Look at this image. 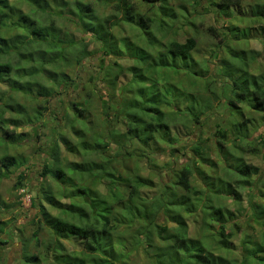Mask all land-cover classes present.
Listing matches in <instances>:
<instances>
[{
  "label": "trees",
  "instance_id": "16d2710c",
  "mask_svg": "<svg viewBox=\"0 0 264 264\" xmlns=\"http://www.w3.org/2000/svg\"><path fill=\"white\" fill-rule=\"evenodd\" d=\"M68 2L0 0V140L9 146H19L21 141L31 137V133H17L16 128L31 127L41 121L43 111L50 108L51 97L61 93L56 89L58 81L69 87L72 84L75 88L80 87L60 117L68 132L58 133L57 140L40 147L50 158V162L43 164L40 175L52 181L46 186L40 184L31 201L38 206L35 236L42 226L55 236V242L47 245L49 250L57 251L53 263L132 264L134 261L130 256L140 249L138 244L141 245L144 238L153 241L152 237L157 235L162 244L148 245L154 248L156 264H264V128L256 135L261 147L243 144V141L235 145L239 152L250 148L253 154L261 155L263 167L246 163L239 157L230 170L229 164H225V155L228 154L227 146L234 149V145L225 144L223 126L218 130L216 142L224 161L221 167L226 171L225 175L214 178L199 171L195 158L191 164L179 167L167 180L162 177L152 183L150 178L138 173L139 166L134 163L160 153L161 143L173 147L178 140L177 133L173 132L174 123L170 124L175 111H180V115L174 116L176 123L184 122L186 116H189L188 122L197 123L198 115L202 113L198 112L200 108L196 102H190L194 95L190 98L176 93L180 89L172 79V75L181 73L183 79L178 86L190 93L187 88L195 85L190 83L189 75L194 76L196 71L203 77L206 74L192 56L196 48L195 36L178 40L181 28L176 26V12L170 8V0H138L137 4L133 0H119L122 12L117 20L91 18L87 15V12L93 13L89 1L72 0V6L67 8L70 15L67 18H71L82 34L90 36L97 45L92 49L83 42L82 35L75 39L71 36L67 40L62 38L58 42L60 48L49 44L51 35L55 37L51 16H66L60 8L66 7ZM22 4L28 6L26 11ZM139 5L147 7L145 13L138 11ZM236 6H241V0L215 3L217 11L222 13ZM180 8L184 13L185 8ZM244 17H249L247 22L251 29L252 23L257 24L261 32L257 33L264 37V0L253 5L249 15ZM180 19L182 28L194 26L186 14ZM120 24L130 26L135 35L119 37L113 27ZM210 30L215 31L213 27ZM233 34L235 38L222 39L225 40L224 50L230 48L235 52L228 43L229 40L238 42L236 35L239 34ZM27 42L31 43L25 49ZM239 52L236 58L243 60L244 50ZM97 54L104 60L108 57V63L104 62L106 65L100 64L104 68L102 74L100 72L94 79L91 73L86 83L78 77V82L83 81L78 85L66 68L82 64L85 58ZM244 61L242 67L233 64L235 72H232L228 68L230 63L222 58L224 68L230 71L226 74L230 94L225 96V107L229 115L234 113L241 119L234 130L244 131L241 135L246 138L248 128L256 131L260 126L264 127V65L257 62L256 67L261 68L253 73L250 66L254 61ZM259 62L263 64L264 60ZM156 67L159 73L154 71ZM101 80L110 89L104 95L96 87L97 81ZM5 90L43 97L33 105L32 116L36 118L31 119L28 106L11 99L9 94L5 97ZM174 93L177 97L171 98ZM95 96L107 98L109 113L102 117L96 118L97 113L92 110ZM181 97L187 101L179 102ZM162 106L172 109V114H166L168 120L158 117ZM185 108L189 114L182 112ZM209 109L207 107L205 113ZM98 123L104 126L98 129ZM43 124L42 121L40 125ZM181 127L187 128L185 124ZM200 149L195 145L193 150L203 164L207 158L202 157ZM62 152L75 158H61ZM22 159L14 154H0V179L6 178L11 168L23 166ZM108 170L115 172V177L110 180L105 177ZM23 172L18 173V187L24 186L21 183ZM194 173L201 175L202 186L192 183ZM255 175L257 177L253 179ZM242 189L247 190V205L239 215L245 218L243 233L238 230V216L224 203L225 196H231L239 205L244 197ZM49 209L56 212L53 214ZM158 213L165 219L162 225L154 220ZM188 219L198 225V233L194 236L189 235ZM167 222L174 226L167 227ZM239 233L242 235L236 245L230 238ZM62 238L71 242L76 240L81 252L63 254ZM133 240L135 245L128 248L127 241ZM37 241L40 243L39 239ZM0 243L4 241L0 240ZM39 260V255L29 257L31 263L36 264Z\"/></svg>",
  "mask_w": 264,
  "mask_h": 264
},
{
  "label": "rangeland",
  "instance_id": "374dc122",
  "mask_svg": "<svg viewBox=\"0 0 264 264\" xmlns=\"http://www.w3.org/2000/svg\"><path fill=\"white\" fill-rule=\"evenodd\" d=\"M55 4H57L58 0H51ZM69 1L66 7H61L62 15L66 16H58L52 15V19H54V30L55 37L52 35L49 39V44L55 45L60 48L61 43H58L62 38H70V36L75 39L83 37V42L88 44V47L92 49L93 47L97 48V45L92 42L90 36L84 35L81 33L79 27H77L67 16L70 17L69 11L67 8L72 6V0ZM85 1V0H83ZM93 9V13L87 12V15L91 18L96 17L97 19H104L107 17H111V19L117 20L121 16V8L119 0H87ZM136 4L138 0H133ZM218 0H170V8L176 12L175 21L176 26L184 31H190L183 33L182 30H179V41L185 40V37L189 35H193L196 38V48L194 49L192 56L194 60L197 62L198 68H202L204 74L206 76H202L201 73L198 74L196 71L194 76L189 75V81L191 84L195 86L189 85L187 91L190 93H186L183 91L179 84L180 79H183V75L181 73H177L172 75L173 82H175L178 89L180 91L176 92L179 95H187L192 98L194 95V99H191L190 102H196L200 110L198 115V122L194 123L192 120L188 122V117H185V121H181L176 123L177 120L174 119V116L180 115L178 114L180 111H173L172 109L162 106L160 108V113L158 117H163L167 119L166 114H172L173 120L170 121V124L174 123L173 132L177 133L178 140L174 143L173 147L170 148L166 143H161V152L152 155H148L150 158L146 160H141L138 162H134L139 166L138 173L142 176L150 178L153 182L156 183L159 180H167L171 177V174L175 172L179 167L185 164H191L192 161L197 158L196 163H198L199 171H204L203 173L210 174L212 177H217L218 175H225L226 171L222 170L224 165V161L220 158V151L218 150L219 144L216 142L217 137H219L218 130L221 127H224L226 136L224 138L226 145H234V149L228 147V154L225 155L227 161L225 164H229L230 170L237 164V158L242 157V161L246 163H253L259 165V167H263V161L260 158L261 155H255L250 151V148L243 150V152H239L236 149L235 145H238L240 141H243V144L252 143L254 146L261 147V141L256 138V135L264 128L259 127L256 131L251 128H248L246 131V138H243L241 133L244 131L234 130V126L237 122H240V118L237 117L234 113L229 115L227 113L225 104V96H228L229 87L227 86V82L229 79L227 77L228 69L224 68L222 63V58L230 63L242 67L244 64V60H250L252 62L250 66V72L255 73V70L261 67H256L257 62L259 64L264 65V63H260V59L264 60V37H260V28L257 24L252 23V29L249 26L248 18L244 16L249 15V9L255 5L256 3H261L263 0H241V6L234 7V9H229L227 12L222 13L218 12L215 7V3ZM23 9L26 11L28 6L26 4H22ZM185 8V12L180 8ZM147 10L145 5H139L138 11L140 13H145ZM20 11V10H19ZM182 14H186L194 23V26H191L190 29H187L183 26V21H180ZM178 15V16H177ZM48 23V21H47ZM245 26V27H244ZM210 27H213L215 31H211ZM238 29H237V28ZM240 27V28H239ZM113 30L115 34L119 37L127 36L132 37L135 35L134 30L127 26L126 24H120L119 26H114ZM236 30V31H235ZM259 32V34L257 33ZM233 32H237L239 35H236L238 42L233 40V42L228 41L231 47L235 48V52H231L230 48L224 50V41L222 39L226 38H235ZM234 36V37H233ZM32 42V40H30ZM27 42L26 47L31 43ZM36 42V41H34ZM57 43V44H54ZM224 43V45H223ZM223 46V47H222ZM240 49L244 50V58L238 59V55L240 54ZM253 57L258 58L257 60L253 59ZM108 58V57H107ZM106 58V60H107ZM106 60L102 59L101 55L97 54L96 56L85 58L82 61V64L72 65L66 68V71L73 76L76 83L82 85L83 81H77V78L80 77L86 83V79L88 75L93 73V77L95 79L97 74H102L103 67L100 64L106 65ZM112 60V59H110ZM127 60V59H124ZM106 62V63H104ZM123 64H128L129 62L121 61ZM103 65V66H104ZM228 67L232 72H235V68ZM256 67V68H255ZM156 73H159L160 70L156 67L154 69ZM196 74V75H195ZM230 74V71L228 72ZM45 81H47L45 79ZM56 84V89L60 91L58 95H54L51 97L49 102V107L47 110L43 111L41 121L35 123L33 126L29 127L28 125H22V127L16 128L17 133H31V137L29 139L23 140L18 144L10 145L0 140V154L8 153L14 154L17 157L23 158L22 163L23 166H18L11 168L8 176L6 178L0 179V240L4 241V243H0V264H35L29 261V257L33 255H39V261L36 264H55L53 260L57 256V251L49 250L47 245L50 242H55V236L50 232L47 227L42 226L39 234L35 236L34 232L37 228V210L38 206L31 204L32 199L37 194V188L40 184L46 186L50 180L40 175L43 164L50 162L49 156L42 152L40 149L41 146L46 147L48 143H52L58 138V133L68 132L67 128L64 125V122H61L60 117L64 114V111L67 107H69V99L73 98L74 95H77V90L80 91V87L75 88L74 84L69 87L68 84L64 82L58 81ZM70 84V83H69ZM231 84V83H230ZM208 88L206 89V87ZM4 88V85L2 86ZM96 87L98 88L99 93L104 95L110 89L106 86L104 81H97ZM75 88V89H74ZM221 89V90H220ZM172 94L171 98H175V94ZM9 94L11 99L14 98L16 102L23 103L28 106L27 111L30 113L29 115L34 114L33 105H36L37 102H40L43 97H36L33 94H28V92H18L13 91L7 93L5 90V97ZM178 95V96H179ZM175 96V97H174ZM106 97L101 99L95 96L92 101V110L97 114L95 117L97 118L99 115L102 117L107 110L108 102ZM187 99L185 97H181L179 102L185 103ZM199 103V104H198ZM189 105V103H188ZM188 107V106H184ZM210 107V109L205 113V109ZM194 111L193 108H191ZM188 110L185 108L182 112ZM56 112V113H55ZM182 113V114H184ZM165 114V115H164ZM189 114V113H186ZM21 118V117H19ZM36 118V116H32L31 119ZM168 120V119H167ZM20 123H23L22 120H19ZM44 122L43 125H40L41 122ZM192 121V122H191ZM177 125H176V124ZM98 123L96 126L100 129L104 124ZM185 124L187 128H182L181 126ZM40 125V126H39ZM250 127V126H249ZM250 129V130H249ZM36 132V136L34 135ZM138 145V144H136ZM199 146L202 151L203 156L207 158V160H203V164L198 160V154L194 152V146ZM140 147V146H139ZM60 148H63L62 146ZM60 157H65L67 160H73L75 157L71 154L63 153L60 154ZM150 160V162H148ZM207 162V163H206ZM131 167H134L133 162H130ZM227 166V165H226ZM196 170V169H194ZM19 171H24V178L21 180L22 185L17 186V179ZM201 175L194 173L192 176V183H195L197 186H202V180L200 178ZM105 177L109 180L115 177V172L110 170L105 172ZM163 177V178H162ZM256 175L253 176V179H256ZM162 178V179H160ZM52 181V180H51ZM54 185V183H52ZM243 200L239 202V205H236L231 196H225L224 203L225 206L228 207L229 210L235 212V215L239 218V228L243 233V226L245 225V218L239 217L242 214L241 211L247 205L246 203V192L247 190L242 189ZM51 213H55L56 210L49 209ZM156 223L162 225L165 219L161 216V214H157L154 217ZM153 220V221H154ZM174 224L171 222H167V227H173ZM187 227L189 230V235L194 236L198 233V225H195L191 222L190 219L187 220ZM244 231H248L251 233L250 229H245ZM236 235L233 238H230L233 243L238 244V239L242 235ZM153 241L144 240L142 244H138L140 247L139 250H135L132 252L130 258L137 264H156L154 259V248L148 246L149 243L152 246H160L162 241L158 238L157 235H154ZM36 239H39L40 243ZM135 240V239H134ZM134 240L132 242L127 241L128 248L135 245ZM64 249L62 253L65 255H74L81 252V248L79 243L76 240L72 242L70 240L61 239ZM137 243V242H136ZM217 252V251H216ZM132 262V264L134 263ZM172 264V263H171Z\"/></svg>",
  "mask_w": 264,
  "mask_h": 264
}]
</instances>
